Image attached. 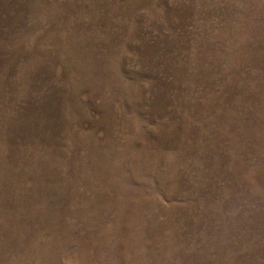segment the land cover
I'll return each mask as SVG.
<instances>
[{
    "label": "rangeland",
    "instance_id": "rangeland-1",
    "mask_svg": "<svg viewBox=\"0 0 264 264\" xmlns=\"http://www.w3.org/2000/svg\"><path fill=\"white\" fill-rule=\"evenodd\" d=\"M0 264H264V0H0Z\"/></svg>",
    "mask_w": 264,
    "mask_h": 264
}]
</instances>
